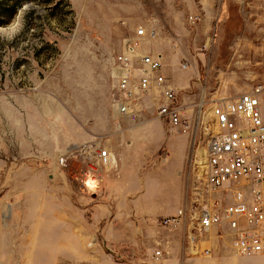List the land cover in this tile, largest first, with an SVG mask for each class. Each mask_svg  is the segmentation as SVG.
<instances>
[{
  "label": "rangeland",
  "instance_id": "1",
  "mask_svg": "<svg viewBox=\"0 0 264 264\" xmlns=\"http://www.w3.org/2000/svg\"><path fill=\"white\" fill-rule=\"evenodd\" d=\"M18 16V34L0 35V264H121L131 260L128 245L111 246L102 236L105 224L119 223L152 224L164 243L153 248L168 256L236 254L228 230L194 236L188 220H161L178 209L189 216L192 207L233 200L230 191L206 187L198 150L205 151L216 102L260 88L264 121V0H0V28ZM140 26L155 36L140 39L138 50L162 57L161 72L183 110V126L156 120L163 134L155 127L152 148L161 146L158 159L177 157L180 140L188 138L180 170L185 202L171 215L142 217L122 209L102 216L93 205L112 206L113 187L122 191L126 172H139L134 154L147 142L146 123L159 118L153 99H146L136 122L116 116L112 107L117 57ZM116 132L125 155L111 170L97 167L101 183L87 178L86 186V172L96 167L91 157L109 148ZM160 170L153 176L168 172ZM165 194V186L149 185L135 202L147 204L153 195L156 212L170 211Z\"/></svg>",
  "mask_w": 264,
  "mask_h": 264
},
{
  "label": "built area",
  "instance_id": "2",
  "mask_svg": "<svg viewBox=\"0 0 264 264\" xmlns=\"http://www.w3.org/2000/svg\"><path fill=\"white\" fill-rule=\"evenodd\" d=\"M190 19L197 21L196 16ZM154 36V30L138 27L136 38L131 39L126 44V52L117 57L112 107L116 116L136 122L148 107L146 99L151 98L157 102L156 115L170 127L177 128L183 126V110L178 104L177 89L161 72L163 59L138 50L140 39ZM259 93L260 88H256L233 99L216 102L210 108L212 130L206 142L201 174L208 189L230 191L232 202L224 207L217 202L192 207L189 216L184 208L178 209L175 215L161 220L163 225L188 220L189 233L194 236L207 234L214 227L228 230L237 255L264 256V121ZM196 123L200 125L199 118ZM187 127L184 125L185 129ZM91 160L96 167L90 165L87 176L99 183L97 167H107L112 157L107 148H97ZM154 256L159 257L160 251Z\"/></svg>",
  "mask_w": 264,
  "mask_h": 264
},
{
  "label": "crops",
  "instance_id": "3",
  "mask_svg": "<svg viewBox=\"0 0 264 264\" xmlns=\"http://www.w3.org/2000/svg\"><path fill=\"white\" fill-rule=\"evenodd\" d=\"M153 52V51H152ZM155 53V52H153ZM151 53V54H153ZM151 99V98H149ZM157 121H161L159 118H154L148 123L151 130L144 133V138L147 142L141 146V150H139L138 154H134L137 163V169L139 172L130 171L126 172V177L128 178L126 181V186H122V191L118 188H114L112 190L113 202L112 206L107 203H96L93 205L94 211L98 213L101 212L102 216H105L107 213L115 216L117 214H121L122 209L125 210L126 214H134L142 217H156L165 214H174L172 213L176 207L185 202V196L183 191V180L181 177V172L183 168V162L185 158L189 154V145L188 138L186 135H183V138L180 140L183 144L182 151H178L179 155L177 157L172 154L170 158L169 155L165 156L163 159H158L155 155L156 152L160 149L161 146L157 148L153 147V135L155 131V127H158L157 132L159 134L162 133L163 123L158 125L155 124ZM145 124V125H146ZM118 126V125H117ZM119 127V126H118ZM161 127V128H160ZM158 134V135H159ZM157 135V136H158ZM172 135V134H171ZM181 135V134H180ZM177 135V136H180ZM156 136V137H157ZM176 137L175 135H172ZM155 137V138H156ZM120 133H114L112 135V142L109 148V153L112 157L111 163L107 166L109 170L113 169L117 166V162L125 155L126 151L125 147L119 143ZM152 140V141H151ZM180 142V143H181ZM179 143V144H180ZM166 147V146H165ZM167 149V147H166ZM168 152V149H167ZM173 152V151H172ZM145 162L146 165H141L142 162ZM169 165V167H167ZM136 168L135 166H133ZM160 168V171H164V169H168L167 174H164L162 177L153 176L155 170ZM166 173V172H165ZM86 175V174H85ZM89 180H92L95 184L97 181L93 179L91 176H87L84 178L85 185H89ZM102 180V179H101ZM101 180L99 183H101ZM106 180V179H105ZM163 185L166 189V196L168 195L169 199L172 200L173 207L170 211L164 212H156L155 206L153 204V195H148L147 204H140V202H135L136 198H142L147 194V189H149V185ZM118 191V194L115 192ZM131 193V194H130ZM153 193V191L151 192ZM130 194V195H128ZM119 210V211H118ZM97 216V213L95 214ZM217 227L212 228L209 233L217 232ZM102 236L104 241L109 245H128L127 248L132 253L131 260H126L121 264H264V256L263 255H179V256H168L165 255L162 249H157L160 251V256L155 257L154 253L156 248L155 244H164L163 241L157 237L155 230L152 224H139L137 226H129L126 223H119L117 226L115 225H104L102 227ZM153 241V243H152ZM58 245V244H57ZM55 244V246H57ZM74 245H71V247ZM139 254V255H138ZM112 264H120V263H112Z\"/></svg>",
  "mask_w": 264,
  "mask_h": 264
},
{
  "label": "clouds",
  "instance_id": "4",
  "mask_svg": "<svg viewBox=\"0 0 264 264\" xmlns=\"http://www.w3.org/2000/svg\"><path fill=\"white\" fill-rule=\"evenodd\" d=\"M22 27L21 18L18 16L7 28H0V35L6 36L7 39H12Z\"/></svg>",
  "mask_w": 264,
  "mask_h": 264
},
{
  "label": "bare ground",
  "instance_id": "5",
  "mask_svg": "<svg viewBox=\"0 0 264 264\" xmlns=\"http://www.w3.org/2000/svg\"><path fill=\"white\" fill-rule=\"evenodd\" d=\"M198 153L200 154V157L198 158V161H199V163H203V160H204V151L202 149H199L198 150Z\"/></svg>",
  "mask_w": 264,
  "mask_h": 264
},
{
  "label": "trees",
  "instance_id": "6",
  "mask_svg": "<svg viewBox=\"0 0 264 264\" xmlns=\"http://www.w3.org/2000/svg\"><path fill=\"white\" fill-rule=\"evenodd\" d=\"M15 9V8H14ZM14 14V11L12 10L10 16H12ZM3 24L2 22H0V25Z\"/></svg>",
  "mask_w": 264,
  "mask_h": 264
}]
</instances>
